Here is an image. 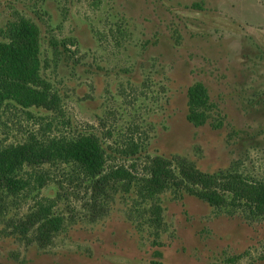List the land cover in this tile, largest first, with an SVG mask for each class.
I'll return each mask as SVG.
<instances>
[{
  "label": "rangeland",
  "instance_id": "rangeland-1",
  "mask_svg": "<svg viewBox=\"0 0 264 264\" xmlns=\"http://www.w3.org/2000/svg\"><path fill=\"white\" fill-rule=\"evenodd\" d=\"M20 19L43 83L0 82V149L93 136L106 164L42 160L19 190L0 183V264H264V0H0V41Z\"/></svg>",
  "mask_w": 264,
  "mask_h": 264
},
{
  "label": "trees",
  "instance_id": "trees-1",
  "mask_svg": "<svg viewBox=\"0 0 264 264\" xmlns=\"http://www.w3.org/2000/svg\"><path fill=\"white\" fill-rule=\"evenodd\" d=\"M0 82L22 89L43 83L40 79L39 31L34 23L25 19L12 23L6 32L5 41H0ZM187 107V121L194 126H200L208 120L211 104L207 88L202 83H195L188 88ZM55 159L75 162L91 177L100 175L106 164L104 150L93 136L58 142L41 151L31 145L10 147L0 149V183L11 190H19L22 182L17 176L23 166ZM181 167L193 169L185 161ZM150 183L155 191L157 187H163L166 181L160 174H155ZM198 196L216 207L225 203V200L209 194L199 193ZM256 207L262 209V204L257 203ZM59 227V218L43 219L38 227V240L43 244L51 242L53 233Z\"/></svg>",
  "mask_w": 264,
  "mask_h": 264
}]
</instances>
